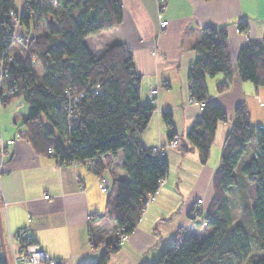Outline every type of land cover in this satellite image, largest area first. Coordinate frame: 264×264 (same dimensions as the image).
<instances>
[{"label": "trees", "instance_id": "16d2710c", "mask_svg": "<svg viewBox=\"0 0 264 264\" xmlns=\"http://www.w3.org/2000/svg\"><path fill=\"white\" fill-rule=\"evenodd\" d=\"M45 6L42 0H25V9L19 12L15 0H0L3 84L5 89L15 88L3 95L1 104L5 107L22 98L28 112L21 137L38 154L58 157L60 163L89 162L122 151L128 179L113 180L104 216L119 236L130 235L147 197L166 177L168 163L141 142L155 105L142 101L130 49L117 43L97 57L86 43L88 37L122 23V0H46ZM39 19L44 21L43 32L31 34V24ZM18 28L26 34L16 36ZM247 28L246 22L239 25L241 32ZM226 37L224 29L202 30L193 47L198 57L187 77L190 97L201 104L202 113L187 133L189 144H180L179 150L183 154L197 150L203 165L209 160L218 123L228 121L227 112L207 92V77L225 76L217 86L219 93L226 92L233 80L235 68ZM14 47L24 55L13 54ZM236 69L242 82L264 87V40H250L240 49ZM164 118L171 126V115ZM175 135L171 131L169 139ZM250 145L255 152L245 162ZM233 189L241 207L237 221L228 197ZM204 216L210 229L206 238L178 237L152 264H264V125L251 122L244 103L234 109L214 177L213 201ZM120 246L115 240L98 261L81 264H108Z\"/></svg>", "mask_w": 264, "mask_h": 264}, {"label": "crops", "instance_id": "0c3cea01", "mask_svg": "<svg viewBox=\"0 0 264 264\" xmlns=\"http://www.w3.org/2000/svg\"><path fill=\"white\" fill-rule=\"evenodd\" d=\"M122 5V23L88 37L86 43L88 47V41L94 43L95 51L89 49L97 57L117 43L130 49L143 102L151 88H158L155 111L141 136L145 147H167L171 131L179 135L182 145L189 144L187 133L199 120L202 106L191 99L187 77L198 57L193 47L205 27L224 29L235 68L230 87L223 93L217 86L225 76L207 77L209 99L228 114V121L218 123L208 162L201 164L197 150L183 154L179 148L167 149L165 183L147 202L136 229L108 261L152 264L172 240L181 237L179 234L198 240L210 234L208 227L197 223L213 201L214 177L235 107L244 103L251 122L264 125V87L242 82L236 69L240 49L250 40H264V0H167L163 11L156 0H122ZM163 21L167 25L163 26ZM245 22L248 28L241 32L239 24ZM1 108L0 133L14 143L0 154V259L5 262V251L9 264H14L18 244L10 240L26 228L32 241L60 264L98 261L119 237L114 223L104 216L108 194L100 191L99 177L108 176L112 183L128 179L122 151L116 156L106 154L89 162L59 165L38 154L21 137L28 112L22 98ZM167 113L171 126L164 118ZM254 152L250 145L244 161ZM195 208L203 215L197 220L190 215Z\"/></svg>", "mask_w": 264, "mask_h": 264}, {"label": "built area", "instance_id": "2783aa9c", "mask_svg": "<svg viewBox=\"0 0 264 264\" xmlns=\"http://www.w3.org/2000/svg\"><path fill=\"white\" fill-rule=\"evenodd\" d=\"M54 1V0H53ZM157 4L159 6V10L163 11L165 9V5L167 0H156ZM167 21H163L162 25H167ZM4 75L5 72L2 70L0 71V108H1V96L12 94L14 93V89H5L4 88ZM99 92H97L98 94ZM159 95V90L156 87L151 88L147 94L146 99L147 102L151 104H155L157 102V98ZM178 137H174L171 143V147H174L177 144ZM13 140H4L2 134L0 133V154H4V151L8 145L13 144ZM153 153L157 154L159 157H165V150L161 146L152 147ZM51 155H55L54 151H51ZM53 159L59 164L64 165V162L60 163V160L58 157H53ZM73 163L78 164L77 161H74ZM101 180L99 181V188L100 191L104 194H109L111 187H112V181L107 176H101ZM165 180H161L159 182V187L163 186ZM48 197V196H47ZM46 197V198H47ZM153 197V195L147 197V202ZM201 202V201H199ZM201 215V210L199 208H195L192 213L191 217L195 218ZM127 235H120L117 238V241L121 244L125 239ZM15 241L18 244V249L14 250L13 252V262L14 264H60V262L54 258H52L50 255H48L45 251L41 249V247L32 241L31 237L28 235V230L26 228H23L15 234V237L13 240H10V242L13 243ZM2 259H0L1 264Z\"/></svg>", "mask_w": 264, "mask_h": 264}, {"label": "rangeland", "instance_id": "374dc122", "mask_svg": "<svg viewBox=\"0 0 264 264\" xmlns=\"http://www.w3.org/2000/svg\"><path fill=\"white\" fill-rule=\"evenodd\" d=\"M15 4H16V9L19 11V12H23V10L25 9L24 7H25V0H15ZM42 4H43V7L44 8H47L45 5H46V0H42ZM47 18H49V17H47ZM44 21H42L41 19H39L38 20V22L36 23V24H34V23H32L31 24V27H30V33L31 34H34V33H36V32H38V33H42L43 32V30H44V23H43ZM241 24V23H240ZM239 24V25H240ZM37 30V31H36ZM18 34H26V32H25V30H23V29H21V28H18L17 29V33H16V36L18 35ZM30 34V35H31ZM89 42V48H91V50L94 52L95 50H94V43L93 42H91V41H88ZM17 45H18V47H21V46H19L20 45V41H19V43H18V41H17ZM16 45V46H17ZM15 46V47H16ZM15 47H14V49H15ZM13 49V50H14ZM18 49V48H17ZM17 49H15V51L13 52V54H17V56L18 55H21V56H23L24 55V52L22 51L21 53H20V50H17ZM4 62H3V60H1V58H0V71H2L3 70V67H4V64H3ZM1 79V78H0ZM7 95H10V94H7ZM5 96V95H4ZM3 97V95L1 96V98ZM1 107H2V104H1ZM1 110H3V112H4V108H1ZM6 111V110H5ZM178 137L177 139H178V141H177V144L174 146V147H171V143H172V140L174 139V137ZM172 139H169V143L167 144V147H162L166 152V154H165V157L167 156V149H178L179 148V145L181 144V140H180V137H179V135H175ZM154 148V147H153ZM52 159H53V157H51ZM71 164V163H70ZM65 165V164H64ZM238 175H240V172H238L237 173ZM162 180H165V178L164 179H162ZM166 181V180H165ZM165 181H164V183H165ZM249 194L251 195V193H252V191H253V188H252V186L250 185V187H249ZM157 192V191H156ZM228 197H229V201H230V204H231V208H232V211H233V213H234V216H235V220L237 221L239 218H240V213H241V207H240V205H239V203H238V200H239V196H238V193H237V190H235V189H233V191H229L228 192ZM200 203V202H199ZM147 205V204H146ZM191 213H192V211H191ZM191 213H190V215H191ZM201 218V216H198V217H195V218H193V220H197V219H200ZM197 225H200L202 228H204V227H208V225H207V223L205 222V216H204V218L202 219V220H200L198 223H197ZM128 236V235H127ZM179 236H183V235H181V234H179ZM178 238V237H177ZM184 238H189V237H186V236H184ZM173 241V240H172Z\"/></svg>", "mask_w": 264, "mask_h": 264}, {"label": "water", "instance_id": "95a60500", "mask_svg": "<svg viewBox=\"0 0 264 264\" xmlns=\"http://www.w3.org/2000/svg\"><path fill=\"white\" fill-rule=\"evenodd\" d=\"M3 249H4V245H3ZM4 260H5L6 264H9L5 251H4Z\"/></svg>", "mask_w": 264, "mask_h": 264}, {"label": "bare ground", "instance_id": "6f19581e", "mask_svg": "<svg viewBox=\"0 0 264 264\" xmlns=\"http://www.w3.org/2000/svg\"><path fill=\"white\" fill-rule=\"evenodd\" d=\"M100 180H101V179H100ZM100 180H99V181H100Z\"/></svg>", "mask_w": 264, "mask_h": 264}]
</instances>
